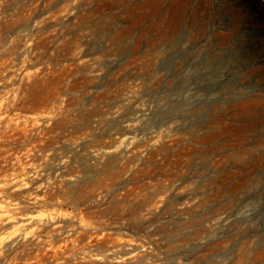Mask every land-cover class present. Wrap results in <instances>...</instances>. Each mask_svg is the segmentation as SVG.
<instances>
[{
    "label": "rangeland",
    "instance_id": "obj_1",
    "mask_svg": "<svg viewBox=\"0 0 264 264\" xmlns=\"http://www.w3.org/2000/svg\"><path fill=\"white\" fill-rule=\"evenodd\" d=\"M240 122L264 0H0V264H264Z\"/></svg>",
    "mask_w": 264,
    "mask_h": 264
},
{
    "label": "bare ground",
    "instance_id": "obj_2",
    "mask_svg": "<svg viewBox=\"0 0 264 264\" xmlns=\"http://www.w3.org/2000/svg\"><path fill=\"white\" fill-rule=\"evenodd\" d=\"M251 102L254 103L255 100H246L241 105H239V107L242 109H244L246 107H250L251 105L249 103H251ZM244 113L245 112L239 113L237 118L239 116H242ZM240 120H242V119H240ZM253 125H254V123L243 124V122H240V124H238V126H237V128L239 130V134H238V138H237L238 142L234 143V146L239 150V152H237L235 154V157L238 159V161H240L239 163H241V165H243L246 162L248 164L247 166H248L249 171H250V169H252V167L258 166V165H260V163L262 161H264V152L263 151L262 152H255V150H243L242 149V147H243L242 144L244 141L243 139H244L245 133ZM18 219L19 218L14 217V216H12V214H10V209L8 208V206L0 205V220L10 222L12 224V227H13L12 233H14V234H17L18 232H20V226H19V224H17ZM21 219L25 220L26 222H30L31 220H33L32 217L21 218ZM0 243H2V242H0ZM131 247L133 250H137L139 248V244H136V243L132 244Z\"/></svg>",
    "mask_w": 264,
    "mask_h": 264
}]
</instances>
